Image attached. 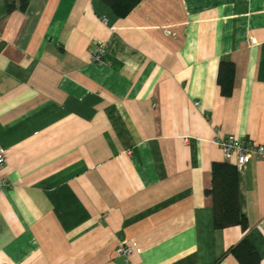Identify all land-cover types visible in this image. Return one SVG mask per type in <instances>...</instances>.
<instances>
[{"label": "crops", "instance_id": "obj_1", "mask_svg": "<svg viewBox=\"0 0 264 264\" xmlns=\"http://www.w3.org/2000/svg\"><path fill=\"white\" fill-rule=\"evenodd\" d=\"M229 134L264 145V0H0V264H264V158L214 224Z\"/></svg>", "mask_w": 264, "mask_h": 264}, {"label": "trees", "instance_id": "obj_2", "mask_svg": "<svg viewBox=\"0 0 264 264\" xmlns=\"http://www.w3.org/2000/svg\"><path fill=\"white\" fill-rule=\"evenodd\" d=\"M108 3L119 17L125 16L140 0H103ZM29 0H20V6L25 8ZM234 66L232 61H223L219 65L218 82L223 94L231 93ZM237 167L227 162L212 163V187L209 192L213 198L215 227H225L239 224L245 227L246 220L239 211ZM255 247L243 239L230 250L241 264H258L259 257Z\"/></svg>", "mask_w": 264, "mask_h": 264}, {"label": "built area", "instance_id": "obj_3", "mask_svg": "<svg viewBox=\"0 0 264 264\" xmlns=\"http://www.w3.org/2000/svg\"><path fill=\"white\" fill-rule=\"evenodd\" d=\"M103 18L107 20V16L103 15ZM108 43L104 40H100L94 46L93 49V58L96 61H102L103 57L107 51ZM197 103V101H196ZM187 141V137L184 139ZM214 142L219 145V147L224 152L225 157L230 156L232 152H235L236 155V167L238 171H241L247 164L250 156H255L256 159L264 158V145L256 144L252 139L248 137H236L232 134L218 137ZM4 149H0V169L6 163V154ZM117 253L122 255H128L131 253L132 248L125 243H121L116 249Z\"/></svg>", "mask_w": 264, "mask_h": 264}]
</instances>
